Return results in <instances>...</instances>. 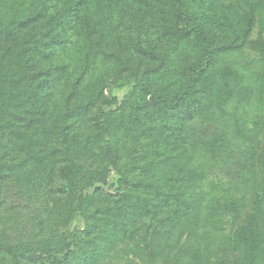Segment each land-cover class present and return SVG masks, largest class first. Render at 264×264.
<instances>
[{"label":"trees","instance_id":"trees-1","mask_svg":"<svg viewBox=\"0 0 264 264\" xmlns=\"http://www.w3.org/2000/svg\"><path fill=\"white\" fill-rule=\"evenodd\" d=\"M0 264H264V0H0Z\"/></svg>","mask_w":264,"mask_h":264}]
</instances>
